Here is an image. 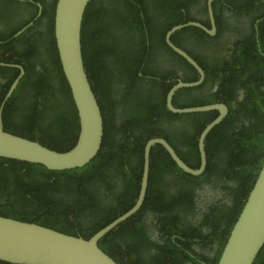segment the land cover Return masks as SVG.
I'll list each match as a JSON object with an SVG mask.
<instances>
[{"label":"trees","instance_id":"obj_1","mask_svg":"<svg viewBox=\"0 0 264 264\" xmlns=\"http://www.w3.org/2000/svg\"><path fill=\"white\" fill-rule=\"evenodd\" d=\"M10 1L24 7L27 14L17 27L0 36V47L14 52L9 58L0 55V60L23 66L25 74L4 107V131L37 141L52 150L66 151L75 144L79 125L55 45L53 15L56 0ZM181 2L182 0L179 3ZM239 2L240 0L215 1L212 4L215 23L219 32L220 18L224 20V17L216 15L215 9L225 5H229L227 9L232 8L235 17L250 14L253 23L258 21L255 27L252 25V32L243 42L237 44L241 54L235 52L238 60L246 57L259 60L254 70L256 76L251 77L256 80L260 75L257 74L258 70L264 69L258 48L264 45V0H245L242 5ZM175 4V0L90 1L82 21L81 46L90 86L98 98L103 117L101 150L84 167L67 171H50L40 165L0 158L1 216L89 238L131 208L139 192L146 142L155 136L162 137L175 149L176 139L172 133L173 123L170 121L178 116L171 114L165 103L166 93L173 86L166 80L173 75H156L150 67L156 57V40L163 43L164 35L170 28L184 24L179 19L171 18L164 26H154L158 16L166 15L165 10ZM38 5L41 6V13L33 24L11 39L36 17ZM180 5L183 6L182 3ZM179 15L182 13L179 12ZM191 21L195 22L197 19L191 17ZM202 23L209 28L207 21ZM190 30L197 44L206 46L210 42L207 34L194 27L176 32L172 40ZM8 39L10 41L3 43ZM15 43H18V51H14L12 46ZM176 45L179 46V43ZM170 53L187 65L185 60L172 51ZM12 57L15 60L12 61ZM146 71L150 73L146 74ZM18 73L15 68L0 67L4 82L0 83V104ZM251 78H245L242 83L248 89L252 86ZM256 82L264 85V80ZM187 92L189 91L184 93ZM114 93L117 95L115 98L112 97ZM180 93L182 90L177 95ZM249 96L253 101L254 96ZM256 99L261 101H255ZM256 99L245 106L251 113L249 125L257 135L253 140H248V146L255 147L261 155L257 164L256 160L251 161L250 171L245 169L243 176H240L241 182H237L238 187L233 190L236 194L234 207H228L226 212L214 208L221 216L211 219V236L204 235L186 221H178L171 214L177 200L183 202L190 198L189 191H181L180 194H184L185 198L171 193L173 202L165 201L161 195L157 198L158 188L154 183L163 184L162 177L172 172L191 178L194 183L203 176L192 177L182 173L162 147L155 146L150 154L151 172L146 199L141 209L107 234L99 242V247L118 264H182L185 259L193 264H201L187 252L193 253L207 264H217L230 229L248 197L264 159V150L256 148L264 147V134L258 137V128L264 127V101L259 91ZM116 105L122 106L119 120L112 117V109ZM221 131L215 128L209 137ZM236 137L240 135L237 133ZM221 172L225 173L226 170ZM115 180L120 182L119 186L115 184ZM147 210L155 211L156 224L153 226L162 234V245L149 242L146 236L143 217ZM205 237L218 240L213 260L198 256L189 247L190 243H198ZM210 243L211 241L202 243V246L206 247ZM151 248L157 252H151ZM176 252L185 259L179 260ZM254 264H264V246Z\"/></svg>","mask_w":264,"mask_h":264},{"label":"flooded vegetation","instance_id":"obj_2","mask_svg":"<svg viewBox=\"0 0 264 264\" xmlns=\"http://www.w3.org/2000/svg\"><path fill=\"white\" fill-rule=\"evenodd\" d=\"M14 1L21 2L22 0ZM180 1L181 0H175L176 4L173 7L165 10L167 11L166 15L158 16V21L155 22L156 25L154 26H164V24L167 23L171 18H174V20L179 19L185 24L188 22H193L191 21L192 17L194 19H197V21L195 22L202 25H204L202 22L207 21L209 24V28L211 27L207 8L208 0H197L196 2L192 0H182L181 3L183 4V6L180 5ZM244 2L245 0H240L239 5L244 4ZM228 7L229 5H225V7L223 8L217 7L215 9L216 15L218 14L219 17H224V20L220 18L219 32L216 26L215 35H208L210 42H208L206 46L197 44L194 41V38L192 37L193 33L191 32V30L179 34V36L175 37L174 40H172V36L174 34L170 38V41L175 46H177L176 44L179 43V46L177 47L184 50L198 64L204 74V78L201 81L200 85L180 89L175 93L172 100L174 107L192 108L208 105H223L227 110L223 120L219 125L215 127L218 128V130L222 131L217 134L215 133L213 136L209 137V134L213 132V130L215 129L214 128L210 131L205 139L204 150L206 157V167L205 171L201 175L196 176H203V178L200 181L194 183L191 182V178L181 177L178 173L172 172L168 176L162 177L163 184H156V182L154 183V186L157 185L158 188V191H156L157 198L161 195L162 198L167 202L174 201L172 195H170L171 193H177L178 197L185 198L184 194H180L181 191H189L191 193L190 198H186V200L183 202L177 200L175 202L176 207L171 211V214L174 217H177L178 221H186L191 226H193L194 229L196 228L204 235L209 236H211V229L209 228V225H211V219L215 216H218L217 218H220L219 215L221 216V214H217V212L214 211V208H216L217 210L222 209L223 212H226L228 207L230 209L234 207L233 201L235 200L236 194L233 190L238 187L237 182H241L240 176H243L242 173L245 172V169L250 171L251 168L249 163L256 160L257 164V159L260 157L259 155H261L256 151L255 147L248 146V140H253L254 136L257 137V135L249 125L248 120L250 119L249 114L251 113L248 112L245 106H249L247 104H250L256 99L258 91L262 94V101H264V85L256 82L259 80H264V69L258 70L257 74L260 75L256 78V80L254 78H251L252 75H254V77L256 76L254 70L256 69V64L259 62V60L253 59L251 57H246L245 55V59L238 60L237 54H235V52L240 53L238 51L237 44L239 42H243V39L252 32L251 27H255L258 21L255 20V23H253V17L250 14H244L242 16L235 17L232 8L227 9ZM38 8L39 11L37 12L36 17L24 27L25 29L31 26L36 18L40 15L39 12L41 13V6L38 5ZM179 12H181L182 15H179ZM212 12L215 21L213 6ZM26 14V9L24 7L14 5V3L10 0H0V36L17 27L20 22L24 21L22 18L25 17ZM15 34L11 39L20 35L19 34L15 36ZM8 41H10V39L3 43H6ZM0 44H2V42H0ZM163 44H165V46ZM12 46L15 49L14 51H18V43H15ZM156 47V57H154L153 62L150 65L152 72H155L156 75L159 74L162 76L172 74L173 76L166 81L172 83L173 86L177 81L190 83L199 80L200 75L193 66H191L186 60L185 62L187 63V65H185L184 63L178 61V59H176L170 53V51H172L173 53L175 52L166 43L165 35L163 43H158V40H156ZM258 48L260 50V55L263 58V61L260 62L263 63L264 45L263 47L261 46L262 49L260 47ZM5 50H7V48L0 47L1 56L9 58L14 53L13 50ZM176 55L179 56L178 54ZM179 57L182 58L181 56ZM13 60H15V57H12V61ZM197 60H199L200 63ZM0 63H3V60H0ZM4 64L19 65L11 62ZM0 67L13 68L10 66ZM149 73L150 72L146 71V74ZM150 76L151 75H149V77ZM245 78H251L250 85L252 86L250 89L246 88L245 84H242L245 81ZM0 83H4L1 75ZM181 90L182 93L177 95V93H179ZM184 90H187L189 92L184 93ZM249 94L251 95V97L254 96L253 101L250 100ZM115 96L117 95L114 93L112 97L115 98ZM176 97L177 99L176 101H174V98ZM255 101L261 100L256 99ZM120 110H122V106L117 105L112 109V111L114 112L112 117L116 120H119L121 117V114L119 112ZM170 113L178 116L176 119L170 121L171 123H173L172 133L174 134L176 139L174 142V147L177 151H175V149L169 143L168 144L174 149L175 153L178 155L181 161L184 162L187 166H191L190 168L193 167V169L199 168L201 165V156L198 146L200 135L205 127L219 116V112L217 110H214L209 112L188 114H175L172 112ZM237 133L240 135V137H236ZM263 134L264 127L258 128V137L263 136ZM208 137L210 139L206 141ZM256 148L264 150V147L262 146ZM194 153L195 156L193 155ZM262 161L260 163V168ZM221 170H226V172L222 173ZM180 171L184 173L182 170ZM115 184L119 186L120 182H118V180H115ZM154 213L155 211L153 210H147L144 213L145 216L143 217V223L146 228L145 233L147 238H149V242L154 243L155 245H162V234L160 235L159 229L153 226L154 224H156V221L154 219L156 214ZM220 221L222 223L221 219ZM208 241H211L210 245L203 247L202 243H206ZM179 247L183 249L182 246L179 245ZM189 247L193 248L198 256H203L205 258L213 260L215 252L218 249V240L205 237L204 240L201 239V241L198 243L192 245L190 243ZM150 250L151 252L156 251V249L154 248H151ZM187 254L201 264H207V262H204L198 257H195L193 253L187 252ZM175 255H177V258L179 260L185 259L184 256L180 253L176 252ZM182 264L193 263L192 261L185 259Z\"/></svg>","mask_w":264,"mask_h":264},{"label":"water","instance_id":"obj_3","mask_svg":"<svg viewBox=\"0 0 264 264\" xmlns=\"http://www.w3.org/2000/svg\"><path fill=\"white\" fill-rule=\"evenodd\" d=\"M91 0H56L53 33L61 70L68 86L78 118V135L75 144L68 150H52L37 141L4 131L2 113L7 101L24 75L20 65H7L19 70V75L9 85L0 104V158L40 165L50 171L79 169L91 162L99 153L103 142V117L98 98L90 86L81 46V29L85 11ZM224 0H208L207 8L211 27L197 22L179 24L165 34L168 46L199 73L195 82L177 81L166 96L167 109L175 114L209 112L217 110L219 116L211 121L200 135L198 146L201 165L190 168L175 153L168 142L159 137L149 139L143 149V168L137 198L131 208L119 214L112 222L99 229L89 238L74 236L51 228L24 222L0 215V262L7 264H118L100 247L99 242L121 224L132 218L141 209L147 195L150 175L151 150L161 146L171 160L184 173L199 176L205 171L206 157L204 142L208 134L223 120L226 108L223 105L176 108L172 100L175 93L184 88L200 85L204 78L198 64L182 49L175 46L170 38L188 27L202 30L209 36L216 33L212 3ZM40 14V12H39ZM29 26V25H28ZM25 29V28H24ZM24 29L15 34L19 35ZM264 246V159L248 197L237 215L222 249L217 264H254Z\"/></svg>","mask_w":264,"mask_h":264}]
</instances>
